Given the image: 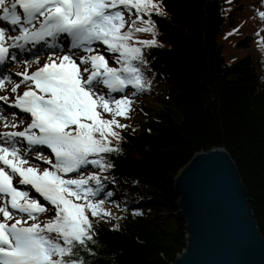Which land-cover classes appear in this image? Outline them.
Here are the masks:
<instances>
[{"label":"snow or ice","instance_id":"6c2138e0","mask_svg":"<svg viewBox=\"0 0 264 264\" xmlns=\"http://www.w3.org/2000/svg\"><path fill=\"white\" fill-rule=\"evenodd\" d=\"M133 8L136 20L122 31L124 10L131 12ZM152 12L160 14L153 0H0V20L17 31L8 35V29L0 26V65L16 60L17 50H25L28 44L41 45L37 52L43 50L49 40H70L69 49L83 48L90 54L80 56L78 64L70 51L56 59L53 52L30 74H19L24 77L20 83L29 82L22 93H17L19 84H12L11 92L17 93L12 105L30 113L31 122L21 131L0 133V264H86L79 253L81 249L92 251L88 241H93V224L88 212L93 217L110 213L99 208L103 200H93L103 187L99 173L85 176L79 172L75 178L67 174L90 164L101 171L113 167L106 154L119 148L110 138L119 139L114 126L125 125L116 117L127 116L131 99L129 95L115 98L111 93H123L128 86L137 91L149 86L138 65L147 63L142 47L155 45V36L133 42V35L154 32ZM142 14L149 19H143ZM259 15L264 18V12ZM136 21L146 26L133 29ZM94 42H100L114 57L106 59L104 54L94 53ZM30 54L35 56L36 52ZM112 58L119 67L109 65ZM8 79H0V87ZM7 99L0 96V101ZM102 113H111L112 118H104ZM21 141L28 145L23 152L18 147ZM33 146H45L51 155L43 156ZM29 149L49 167L41 170L29 164L25 158ZM92 181L96 187L90 186ZM20 186L34 189L44 202L54 206L55 215L38 222L37 215L48 209ZM18 214H26L33 222L21 218L8 222Z\"/></svg>","mask_w":264,"mask_h":264},{"label":"trees","instance_id":"16d2710c","mask_svg":"<svg viewBox=\"0 0 264 264\" xmlns=\"http://www.w3.org/2000/svg\"><path fill=\"white\" fill-rule=\"evenodd\" d=\"M247 1L251 3L153 0L160 8V14H150L154 32H134L133 42L155 36V45L142 47L147 63L138 66L160 76L162 95L138 131L119 130V139L110 138L119 151L106 154L113 167L104 170L123 187L145 186L168 216L159 224L150 223L128 206L133 197L120 187L123 204H111L109 218L89 216L92 251L79 253L86 264H171L176 260L186 237L174 177L194 154L213 148H223L233 161L264 237V18L259 15L264 12V0ZM227 5L232 8L228 14ZM145 26L142 21L132 25L133 29ZM231 36L240 39L234 46L236 53L231 54L234 62L228 64L224 47ZM242 51L246 54L234 56ZM105 200L108 207L110 202Z\"/></svg>","mask_w":264,"mask_h":264},{"label":"water","instance_id":"95a60500","mask_svg":"<svg viewBox=\"0 0 264 264\" xmlns=\"http://www.w3.org/2000/svg\"><path fill=\"white\" fill-rule=\"evenodd\" d=\"M185 252L171 264H264V237L223 148L193 155L174 177Z\"/></svg>","mask_w":264,"mask_h":264},{"label":"rangeland","instance_id":"374dc122","mask_svg":"<svg viewBox=\"0 0 264 264\" xmlns=\"http://www.w3.org/2000/svg\"><path fill=\"white\" fill-rule=\"evenodd\" d=\"M250 3L251 2H249L247 0L245 2V4H250ZM254 6L256 7L257 4H255ZM231 9L232 8L229 5H227V14L229 13V11ZM255 9L257 12L258 9L257 8H255ZM134 10H135L134 8L131 10V12L124 10L126 24H125V28L122 29V31H125L128 29V25L131 23L133 18L136 16L133 13ZM249 13H250V10H247L246 15H248ZM230 14H231V12H230ZM246 15H245V17H246ZM254 15H255V13H254ZM256 16H257V14H256ZM233 17H235V16H233ZM255 18H257V17H255ZM1 23H3L2 20H0V24ZM241 25H244V22H241L240 26ZM0 26H5L8 29V31L10 33H12V35L17 34V31L13 30L12 27L8 26L6 23H5V25H0ZM233 32L228 31V33H231V34H239V33L242 34L241 31H239L238 33H233ZM240 36H231L230 37L231 39L225 44L224 56H225L228 64H231L234 62V60L231 58V56H232L231 54L235 52L234 46L238 42V40L240 39ZM67 41L68 42H66L64 46L61 45V46L56 47L52 50L46 49V50H43L42 52L36 53L35 56L32 55L31 57H28V58H19L18 60L12 61V63L7 66V73L9 74L8 77L10 80L7 83L5 82V86H7V88L10 86V88H11L13 83L19 84V87L17 89V93H20L22 88L27 87L28 85L27 84L22 85V83H20L21 81L19 79V76L16 74V72H24L25 69L31 70L32 68L37 67L39 65L37 63H41L44 60H48L49 55L52 54L53 52H54V55H52V58L56 59L57 57L62 56L65 51H70L71 54L73 55V58L77 61L78 64L80 63V61H79L80 56L90 55L89 53H86L83 50V48L69 49L68 45L70 43V40H67ZM92 47L94 49V53L99 52L101 54H104L106 59L109 57H114V54L108 53L106 51V47L102 46L100 42H94ZM245 54H246L245 51H242V52H238L237 55H234V56L239 57V56H243ZM27 60H30V62H32V63H29L26 65L25 61H27ZM108 62H109L110 66L119 67V65L115 63L114 58L108 59ZM144 75H146V74L144 73ZM148 75H149V77H148L147 82L149 83V86L144 88L141 91H137L136 89L132 88L131 86H128V88H126L123 93H119V94L118 93H111V95L115 98H118L119 95H129V97L131 99V108L128 111L127 116L126 117L117 116L116 119L119 121L120 124L125 125V127H127V128H131V129L135 128L136 131H138L139 123L142 122V120L145 118V114L146 113L152 114L155 111V108L157 107V104H158V99L161 98L162 91L164 88V82L160 80V76L158 74H152V73L150 74L149 73ZM99 87H100V90L102 92H104L105 94H108V90L106 88H104L102 85H100ZM3 88H4V86H3ZM1 92H4V91H1ZM1 92H0V96H5V95H3L4 93L2 94ZM6 93H9V96L7 97L8 98L7 101H0V117H1L0 120H5V119H8V121L12 120V122H9V123L13 124L14 123L13 120L18 121L19 119L16 117H12L14 112L9 107V104L12 103V101L14 99V95H16L17 93H12L10 91L6 92ZM102 115L104 116V118H107V119L112 118L111 113H102ZM114 128L120 129V130L121 129H127V128H116L115 126H114ZM19 140H20V138H19ZM18 147L21 149L22 152L25 149L23 144L18 145ZM38 150L41 152V155H43V156L47 157V156L51 155L50 149H46V147L45 148L44 147L39 148ZM25 158L29 161V164H31L32 166H37L41 170L44 167H49V165L44 160L38 159L36 156V153L32 152L31 150H29L28 153H25ZM91 158L92 157H90V159ZM79 172H83V174L85 176H87L89 173H92V172L99 173V175L101 177V182L104 179L103 174L107 173L105 170L102 172L100 170L99 166L90 164L87 166H82L81 169L77 170V173H69V174H67V176L75 178V176ZM110 184H111L112 188H111ZM113 184L114 185H112V181H111L108 184L110 190L109 189H105V190L101 189V192L98 193V195L96 197H94L93 200L94 201L95 200H104V196L106 195V192H108V191L112 192V189H114L115 185L120 186V187L122 186L121 182H115ZM90 186L96 187L95 182L94 181L90 182ZM102 186H103V183H102ZM143 187H144V189H143ZM105 188H107V187H105ZM32 190L33 189L29 190L30 196L37 197L38 194L34 195ZM146 190H147V188L145 186H142V184H139V183H137L135 188H130L128 186L125 189V191L134 194L135 210L137 212H140L143 217L147 218L150 223L159 224L162 220L165 219L166 216H168V212L165 209H163V207L159 206V204L155 201L154 197L146 194V192H147ZM102 194H104V196H102ZM38 197H39V195H38ZM42 203L45 204V207H48L47 202L43 201ZM49 206L54 207L50 204H49ZM99 208L101 210H106L107 212H109L108 209H106L102 206V204L99 205ZM19 215L20 214H18V216L15 215V217L21 218L22 220H27V223H29V224L33 222L32 220H29L26 216H19ZM100 216L103 219L109 218L108 217L109 215H107V216L100 215ZM184 250L185 249H183L181 251V253H183ZM178 255H176V256L178 257Z\"/></svg>","mask_w":264,"mask_h":264},{"label":"bare ground","instance_id":"6f19581e","mask_svg":"<svg viewBox=\"0 0 264 264\" xmlns=\"http://www.w3.org/2000/svg\"><path fill=\"white\" fill-rule=\"evenodd\" d=\"M27 54H28V53L25 51V52H24V56H27ZM30 63H32V62H30ZM33 86H34V85H33ZM3 89H6V90L9 91L10 88L4 87ZM0 90H1V88H0ZM34 147H36V146H34Z\"/></svg>","mask_w":264,"mask_h":264}]
</instances>
